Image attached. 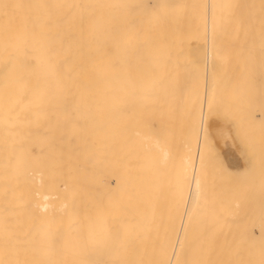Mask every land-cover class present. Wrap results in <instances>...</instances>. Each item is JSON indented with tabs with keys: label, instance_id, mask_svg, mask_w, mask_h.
<instances>
[{
	"label": "bare ground",
	"instance_id": "obj_1",
	"mask_svg": "<svg viewBox=\"0 0 264 264\" xmlns=\"http://www.w3.org/2000/svg\"><path fill=\"white\" fill-rule=\"evenodd\" d=\"M204 36L210 44L219 41L223 56L237 38L240 50L250 52L254 39L258 45L253 42L249 55L264 57L257 49L264 0H0V264H264V248H232L230 230L224 241L230 248L210 247L211 240L193 244L190 227L204 214L194 221L191 206L210 198L197 202L205 165L202 140L195 145V109L198 101L212 107L219 95L210 90L200 100L203 85L195 93L194 80L183 83L185 64L174 57L177 49L190 58L193 48L205 49ZM216 36L234 40L229 47L230 39L220 43ZM207 56L211 60L210 52L197 63L207 66ZM163 97L169 121L161 117ZM208 109L199 118L200 136H208L236 183L243 175L242 187L256 173L254 163L242 161L251 158L250 148L235 132L247 155L241 157L235 121L218 106L221 114ZM209 159L214 173L219 158L214 168L215 158ZM204 213L208 231L199 230L206 235L216 224L208 228Z\"/></svg>",
	"mask_w": 264,
	"mask_h": 264
},
{
	"label": "rangeland",
	"instance_id": "obj_2",
	"mask_svg": "<svg viewBox=\"0 0 264 264\" xmlns=\"http://www.w3.org/2000/svg\"><path fill=\"white\" fill-rule=\"evenodd\" d=\"M216 37H217V40H221L220 43H222V42L225 43L224 40L226 41L227 39L228 40L230 39V37L229 38L226 37V39L222 40V39H219V36H216ZM220 38H222V37H220ZM237 39H239L238 40L239 43H238L237 40H234V37H232V39H230V41H229L230 43H228L229 47H230L231 46L230 45L231 42L234 40L235 43L232 42V45H234V46L230 47V48L231 49L232 48L235 49L234 47H236L237 48L236 49V53L234 52V50L231 51V49H230V51H229V49H228L229 54L226 53V55L224 54V56H223V53H221L222 56L219 55L218 51L220 49V46H219V49H217V47L219 45V43H218L219 41L215 44L214 40H216V38H214V39H212L213 42L211 41L212 44H210L209 40L207 39V37L204 36L201 40H199V43L202 44V45H205V47L203 46V48H205V49H202V47L198 48V49L192 47L193 48L191 50L192 52L190 51L192 53L191 58H190V53L187 52L188 50L187 51L185 50L184 53L182 54L181 51H183V50L177 49V51H180V53L175 55V57H174L180 63H184L185 64L186 69L184 71L185 75L183 74V83H184V80L186 81V84L187 83L189 84L190 80H191L190 83H193V80H194V83H193L194 85L193 84L192 85L194 87L196 86L195 90H194L195 93H196V91L199 92L198 90H199L200 85L198 83L201 82V85H203V90H201V91L203 92V97L202 98H204V99H200V100H206L204 93L207 94V97L211 96V94L213 92H211V94L208 93V92H210V90L214 91L213 97L216 98L219 95L216 100H213L212 107L209 105L211 103L210 101H207V102L203 101V103H205V105L201 101L200 102L198 101L199 106L197 107V109H195V110L198 111V116H199L198 119H197V123L195 121V123H196L195 131H194L195 145H196V147L198 149L199 142L202 140V148H201V154H200V158L199 159H200V162L203 163V165L201 163L200 166L202 167V166L205 165L203 170H201L200 172L198 171L200 184H202V186L204 185V187L202 188L201 185H200V190H203V192L200 195V191H199V197H197V199H198L197 202L201 201L203 198H204L203 200H206L205 197L207 198L209 196H210L211 199L208 198L209 201H208V203L205 201L206 204H205V202H200L199 204H197V202H196L197 207L196 206H193V207L191 206V209H192V212H193V210H195V212L197 213L196 215L194 214V216H195L194 221H195L197 215H201V212H203L202 214H204V215L206 214L204 212H207V214L210 217L208 219V226H209L208 228H210V226L216 224V225L213 226L212 229H210V231H211V232L209 231L210 234L207 233L206 235L205 234L203 235V232L205 231L206 224H207V220H206L207 219V215L206 216L203 215V217H199L202 220H204V222L200 219L201 220V221L199 220L200 223L197 222L198 227H197L196 222L190 227V229H191L194 226L193 230L191 229V231L195 232V235H194V239L195 240L192 239V234H191V239L193 240V244L195 246H201V247L203 246V247H205L204 242H206V245H207V240L208 241L211 240L210 242H208L210 247H213V246L215 247V243L217 242V243H219V245L218 244L216 245L217 247L220 246V244H222V246L219 247V248H223L224 246L226 248H230L229 244L231 245V242L235 241L234 246L231 245L232 248H235V249L256 248V247L257 248H264V193H262V192H264V187H263L264 186V182H263V185L261 184V181L264 179V174L261 173L262 169L259 168L260 173L257 171V169H255L256 170V173H255L256 174V178H257V180L259 179L258 182L256 181L255 174H253V179H252V177L250 178V176H248L249 178L248 177L246 178L247 180L249 179L248 183H250L249 184L250 186L253 184L254 181H255L254 182L255 185L253 187L252 186L250 187L252 192L249 191V192H247V194L246 193L244 194V191H246V190L248 191L249 185L246 184V179H245L244 180L245 182L242 181L243 183H245V185L242 184V185H244V186H242L244 188L241 187V185H240L241 182H238V181L242 180L241 178L243 177V175L241 174L242 177L240 175L241 178L239 180L237 179V183H236L235 178H237V176H235V175H237V174L235 173V175H233L232 174L233 172H231V175H230L229 170L226 169V165H225V163L223 161L224 159L222 158L220 153H218V154L221 157H219V155H216L217 150H215V148L213 149L212 143H211L210 139L208 138V136L206 134L203 135V138H201V136H200V133L202 135V132H201L202 122L200 121L201 120L202 111L205 108L207 110H209L208 108H211L212 110H215V109H213V106H214V108H216L215 111L217 112V106H218V110H220L219 109V107H220L221 108L220 111L222 112V114L225 115V117L227 116L231 120L235 121L233 123L237 124L236 125L237 128H239L242 131L243 138H241V139L244 140L245 145L248 146V147H246V149L250 148V149H248L250 152L247 150V153L249 152L248 155L250 154L249 156H251V158H252V155H253V157H257V156L264 157V147L262 146V141L264 142V132H262V131H264V86L262 88L260 86V84L264 85V76H263L264 75V68H262L263 63H264V57H263V54H261V55L258 54L257 55L258 57H257L254 52L251 53V56L249 55V53L252 50L251 48L255 47V45L253 44V42H254L253 38H251V40L253 39V42H251L249 44V47H250L249 51L250 52H243L242 50H240L239 46L241 44L240 43L241 42V38H237ZM247 39L248 38H245L244 41L246 42ZM258 39H260V38H258ZM228 40H227V42H228ZM261 40H262V42H259V46H257L258 45L257 42H254V43H257V45H256L257 49H259V47L262 48V51L260 53H262L263 49H264V38L263 39L261 38ZM261 40H259V41H261ZM248 41H249V39H248ZM255 41H257V39H255ZM245 42L244 43L242 42L243 43L242 46H244ZM197 43L195 42L194 44H197ZM199 43H198V45H199ZM236 43H237V45L235 46ZM207 44L210 47H214L213 50H215V48H216V50L215 51H211L212 48H211V50H210V48L209 49L206 48ZM225 46H226V44H225ZM242 46H241V48H242ZM225 48L226 49H224L223 52L225 50H227V46ZM247 49H248V46H247ZM206 50H208V51L204 52ZM209 50H210L211 56H212L211 60H209V57L207 56L208 57L207 58L208 62H206L207 66H205V64H203L204 67L200 66L199 65L200 58H201V61H202L201 62V65H202V63H204V61L206 60V58L204 57L205 54L206 55L210 54ZM237 50L240 51L241 54L239 52H237ZM196 51H197V55H196ZM259 51L257 53H259ZM202 52L204 53L203 55L201 54ZM213 52H214V55H212ZM230 52H232V53L234 52L235 54H232ZM237 53H239V54H237ZM194 54L196 55L195 58H194ZM236 54H237V57H236ZM259 55L262 58H259ZM254 56L257 58V60L254 59ZM192 57H193V59H195V61L193 60L194 64L191 63L192 62L191 61ZM215 57H216V59H214ZM239 57H241L242 59L240 58V61L237 62V59H239ZM250 59H251V61H250ZM258 59L259 60L261 59V63H260V61H258ZM213 60L214 61L217 60V62H218V60L221 61L220 64H218V66H219V67H217L218 70L216 68V72H217L218 76L216 75L215 71L212 72L213 69L215 70V66L217 64V62H214ZM210 61H211V64H212L211 67H210ZM212 61L214 62V64L212 63ZM245 61H247V62H245ZM256 61H257V63L258 62L260 63V65L258 63V67H257ZM195 62L196 63L199 62V63L196 64ZM188 66H190V67H188ZM196 66H197V69L195 68ZM260 66H261L262 69L259 68ZM207 67L211 68L210 71L212 73L210 71H208ZM205 68H206V71H205ZM259 69H260V72H261V74H260V72H258L260 74V76L257 73V71H259ZM185 72H188V74L185 73ZM223 73H225L224 79L222 78V76H219L220 74L223 75ZM181 74H180V76H181ZM209 74H210V76L213 74V80H212V76L210 77ZM214 74H215V76H214ZM190 75H191V77H190ZM205 76H206V78H205ZM185 78H187V79H185ZM207 79L209 80V82H208ZM210 79L213 82H214V80L216 81L215 86H217V85L219 86L220 83H221V88L219 89V91H217L218 87L216 88L214 86L215 82L214 83L211 82ZM187 80H189V81L187 82ZM230 80L232 81V84L230 83ZM261 80H262V82L259 83V81H261ZM217 81H218V83H217ZM228 81H229V83H228ZM209 83H211V86H209ZM244 83H245V85H244ZM229 84L231 86H229ZM258 85H259L260 89H262L260 94H259ZM211 87H212V89H211ZM227 87H229L230 89L228 88L229 89L228 90ZM232 87H233V89H232ZM236 88L237 89L239 88V89L237 90ZM214 89H216V91L218 93L216 96H215L216 93H215ZM226 89H227V91L229 93H227V91H226V93H223ZM195 93H194V95H195ZM223 94L225 95L226 98H224ZM260 95H262L263 98H261ZM197 96L198 95H195V97H194V101L195 102L198 100ZM165 97L168 98L169 97L168 94H167V96L165 95ZM213 97H212V99H213ZM259 98L262 99V101ZM168 101L169 100L168 99L165 100L164 97H163V101H161V106H162L161 117L164 118L165 121L171 120L169 118V113L167 114V111H166L167 108H168V104H167ZM179 102H181V101H179ZM242 102H243V104H242ZM155 103L157 104V103H160V102L156 101ZM165 103L167 104V107H166ZM197 104H195V106H197ZM163 105H165V108L163 107ZM203 105H204V107H202ZM170 106H171V104H170ZM172 106H173V104H172ZM200 107H201V109H200ZM194 108L195 107H193V109ZM202 108H203V110H202ZM164 109H165V111H164ZM211 109H210V111H212ZM148 110H149V112H151V110H154V108H152L151 110L150 109H148ZM215 111H213V112H215ZM220 111H218L217 113H220ZM179 113H181V112H179ZM181 116L184 118V114L183 113H181L180 119H181ZM178 118H179V116H178ZM199 118H200V120H199ZM174 120H175V123L178 122V121H176L177 117H175ZM205 137H206V142H204L205 141L204 140ZM199 139H201V140L199 141ZM213 155H214V158H215L214 161H213V159H214ZM211 156H212V161L214 162L213 168L215 166V161L217 160V156L219 158V160H217L218 163L216 162V167L214 168V171H215L214 173H213V169L211 167L212 163H210L211 159H209ZM220 158H222V160ZM220 160H221V162L223 161V165H225V167H224L225 168V173H227V174L224 173V170H221L223 168V166L221 164H220L221 167H218V166H220L219 163H221ZM210 164H211V166H209ZM200 166L198 168L199 170H200ZM209 168L212 171L211 176H210L211 179L208 176V174H210L209 172H211V171H209ZM251 168H252V166H251ZM220 171H221V175L219 174ZM248 171H249V169H247V172L244 173L245 177L247 176L246 174H248ZM251 172H252V170L249 173H251ZM253 172H254V170H253ZM223 173H224V175H223ZM258 174H260V175H258ZM261 174H262V176H261ZM204 175L207 176V177H205ZM232 175L235 178H233ZM262 177H263V179H261ZM203 179L206 181L205 183H202ZM215 179H217V180H215ZM232 180L234 182H232ZM208 181H209L210 185H209ZM171 182L174 183L175 180H173ZM176 182H177V180H176ZM229 182H232V183H229ZM256 182H257L259 188L256 187L257 186ZM179 183H181V181H179ZM246 187H247V189H246ZM261 188H262V192L261 193L263 195L262 197H261L260 190H259ZM241 189L242 190L245 189V190H243V194L244 195L240 194L241 193ZM257 191L259 192V194H258ZM254 192H257L255 194V196L253 194ZM177 193L179 194V192H177ZM212 193H213V195H212ZM178 194H175L174 197L180 196V194L179 195ZM257 194L260 195L259 196V197H261L260 200H258ZM201 196L203 198H201ZM180 198H181V196H180ZM174 199H176V198H174ZM261 200H262V203H261ZM210 201H211V203H210ZM256 201H257V203H256ZM203 203L205 204V207H204ZM215 203L217 204V206H216ZM208 204L210 206H208ZM236 204H238L237 206H239V208L236 206ZM259 204H261L260 208H259ZM201 207H202L203 210L202 209L200 210ZM257 207L259 208L258 209L259 213L256 212V214H255L254 212L257 210ZM206 210H208V211H206ZM241 210H242V212H241ZM249 210H250V212H249ZM195 212H193V213H195ZM220 213H223L224 218H222L223 216L221 217ZM248 213H249V215H248ZM252 214H253V216H252ZM191 215H192V213H191ZM233 216H234L235 219L233 218ZM227 217H228V219H227ZM197 219H198V216H197ZM227 220H228V224H227ZM202 223H204V225ZM195 226L197 228H195ZM202 227H203V232L201 231ZM224 227L227 228V229L225 230ZM230 227H232V228H230ZM200 228H201V230H199ZM196 229H198V233H196V231H195ZM222 230L224 231L223 233L221 232ZM229 230H230V238L227 241V243H229V241H230V243L228 244V247H227L225 245L226 242H224V241H226V238H228L227 236H229ZM232 230H233V232L231 234ZM207 231H208V229H207ZM205 233H206V231H205ZM212 233H213V236H212ZM227 233H228V235H227ZM222 234H223V237H222ZM201 235H203V236H201ZM219 235H220V237H219ZM199 236L202 237V240H201V238H199ZM196 237H197V239H196ZM216 237H217L218 240H216ZM204 238H206V240H204ZM222 238H223V241L221 240ZM235 238H237V242H236ZM197 241H199L200 245L198 244ZM212 241H214V242L212 243ZM221 241H222V243H221Z\"/></svg>",
	"mask_w": 264,
	"mask_h": 264
},
{
	"label": "crops",
	"instance_id": "obj_3",
	"mask_svg": "<svg viewBox=\"0 0 264 264\" xmlns=\"http://www.w3.org/2000/svg\"><path fill=\"white\" fill-rule=\"evenodd\" d=\"M231 122V121H230ZM231 124H232V136L235 138L236 136V134H234L235 132H237V137H238V139L240 140V138H239V134L241 135V138H243V133H242V131L239 129V128H237V126L233 123V122H231ZM234 124V125H233ZM234 126H236V129H235V127ZM234 128V129H233ZM238 132H239V134H238ZM235 140H236V144H237V147L239 148H237L236 150H237V152H240V151H242V152H240L241 153V157L242 156H244V154L243 153H245V155H246V151H245V149H246V146H245V149L243 148L244 146H242V145H240L241 144V142L239 141L238 142V140L235 138ZM241 141H242V139H241ZM240 143V144H239ZM243 144H245L244 143V140H243V142H242ZM262 146L264 147V143L262 142ZM236 153V152H235ZM247 156V155H246ZM224 159V158H223ZM248 160V161H247ZM253 160V158L251 159H246L245 161L244 160H242L243 162H247L248 164L249 163H251V165H253V163L255 164V168L257 167V168H261L262 170H263V172H264V157H259V156H257L256 158H254V162L252 161ZM255 160H256V163H255ZM241 161V162H242ZM261 162H263V163H261ZM224 163L226 164L227 162L224 160ZM259 163V164H258ZM261 164H262V166H261ZM256 168V169H257ZM255 171V170H254ZM258 171V170H257ZM241 175V174H240Z\"/></svg>",
	"mask_w": 264,
	"mask_h": 264
}]
</instances>
